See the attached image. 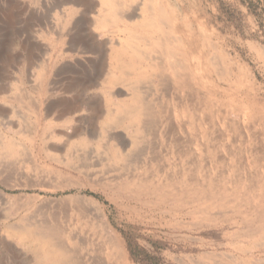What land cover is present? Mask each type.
Returning a JSON list of instances; mask_svg holds the SVG:
<instances>
[{
  "label": "rangeland",
  "instance_id": "obj_1",
  "mask_svg": "<svg viewBox=\"0 0 264 264\" xmlns=\"http://www.w3.org/2000/svg\"><path fill=\"white\" fill-rule=\"evenodd\" d=\"M115 1L0 0V264H264V0H163L188 81Z\"/></svg>",
  "mask_w": 264,
  "mask_h": 264
},
{
  "label": "bare ground",
  "instance_id": "obj_2",
  "mask_svg": "<svg viewBox=\"0 0 264 264\" xmlns=\"http://www.w3.org/2000/svg\"><path fill=\"white\" fill-rule=\"evenodd\" d=\"M102 3L105 4L104 9L102 11L107 16H111L114 18V21H121L122 15L119 14V10L121 8L116 6L115 0H101ZM138 1V0H137ZM142 1V0H141ZM140 1V2H141ZM151 1V2H150ZM118 2V1H117ZM125 2V1H124ZM135 2V1H134ZM133 2V4H134ZM121 3V2H120ZM126 3V2H125ZM139 3V2H138ZM122 4H124L122 2ZM144 4V3H142ZM121 5V4H120ZM129 5V4H128ZM137 5V3H136ZM163 0H148V2H145V13L147 14V17L145 18L146 26H151L150 28H153V31L151 30L150 35L157 34L154 41V46L157 52H160L163 54V57L160 56V61L164 60L162 62L161 66L168 67V69L171 70V73H173L174 76H177L178 78L181 77L184 80H190L192 75L194 74V67L192 70V64L195 65L200 70L204 68L202 62L200 63L202 59V54L191 52V39L189 37V32L186 31L188 28L187 25V18H182L180 21L175 14L172 12H168L167 9L164 8ZM101 6V5H100ZM135 7V6H134ZM133 7V9H134ZM142 8V7H140ZM129 11V10H128ZM140 11V10H139ZM121 12V11H120ZM124 14V13H123ZM138 15V14H137ZM124 16V15H123ZM139 18V17H138ZM130 20V19H129ZM138 20V19H137ZM140 20V18H139ZM110 21V20H109ZM103 22V21H102ZM101 22V23H102ZM116 23V22H115ZM190 23V22H188ZM108 25V23H107ZM137 25V24H135ZM103 26V25H102ZM129 26V25H128ZM176 27V29H175ZM179 27H182L183 29H180ZM192 27V26H191ZM131 28V27H130ZM178 28V29H177ZM127 29V28H126ZM131 30V29H130ZM133 30H135L133 28ZM138 30V29H137ZM180 30V31H179ZM193 30V29H192ZM148 31V30H147ZM145 31V32H147ZM195 31V29H194ZM126 32V31H125ZM142 32V31H141ZM150 32V31H149ZM187 32L189 34H187ZM206 32V31H205ZM130 33V32H129ZM175 33V34H174ZM127 34V32H126ZM140 34V33H139ZM180 34V35H179ZM185 34L187 35L186 37ZM132 35V34H131ZM182 35V36H181ZM198 35V34H197ZM196 35V36H197ZM201 35V34H200ZM204 35V34H203ZM134 35L133 37H135ZM142 36V35H140ZM199 36V35H198ZM138 37V36H137ZM148 37V36H147ZM193 37V36H192ZM128 39V38H127ZM152 40V39H151ZM127 41V40H126ZM196 41V40H195ZM194 41V42H195ZM206 41V40H205ZM128 42V41H127ZM148 42V41H147ZM143 43V42H142ZM210 43V42H209ZM149 43H146V45ZM205 44V43H204ZM207 44V43H206ZM144 45V44H143ZM196 45V44H195ZM141 46V45H140ZM215 46V45H214ZM123 47V46H122ZM126 47V46H125ZM132 47V46H131ZM137 47V46H136ZM144 47V46H143ZM152 47V46H151ZM201 47V46H200ZM208 48V47H207ZM126 49V48H125ZM138 49V48H137ZM203 49V48H202ZM201 50V49H200ZM215 50V49H214ZM135 51V50H133ZM132 51V52H133ZM141 51V50H140ZM190 54H189V52ZM213 51V50H212ZM221 51V50H220ZM131 53V52H130ZM134 53V57L136 58L137 54ZM214 53V52H213ZM219 53V52H217ZM222 53V52H221ZM119 55V54H118ZM160 55V54H159ZM139 56V55H138ZM212 57H214L212 55ZM139 58V57H138ZM142 58V56H141ZM152 58V57H150ZM115 60V59H114ZM117 60V59H116ZM127 60V59H126ZM142 60V59H141ZM145 60V59H144ZM156 60V59H155ZM212 60V59H211ZM222 60V58L220 59ZM194 61V62H193ZM218 61V60H217ZM223 61V60H222ZM155 62V61H154ZM210 62V61H209ZM216 63V61H214ZM128 63V61H127ZM126 63V64H127ZM152 63V62H151ZM159 63V62H158ZM227 63V62H226ZM229 63V62H228ZM150 64V63H149ZM223 64V62H222ZM121 65V64H120ZM125 65V64H124ZM154 65V64H153ZM152 65V66H153ZM211 65V64H210ZM132 66V65H131ZM232 66V65H230ZM121 67V66H120ZM141 67V66H139ZM217 67V66H216ZM226 68V67H225ZM125 69V68H124ZM126 68L125 70H127ZM140 69V68H139ZM164 69V68H163ZM135 70V69H134ZM147 70V69H146ZM208 70V69H207ZM225 70V69H224ZM121 71V70H119ZM123 71V70H122ZM137 71V70H136ZM153 71V70H152ZM163 71V70H162ZM223 71V69H222ZM158 72V71H157ZM209 72V71H208ZM124 73V72H123ZM148 73V72H147ZM218 73V72H217ZM226 73V72H225ZM119 74V73H118ZM151 74V73H150ZM154 74V73H153ZM199 74V73H198ZM221 74V73H220ZM219 74V75H220ZM228 74V73H227ZM196 75V74H195ZM223 75V74H222ZM136 76V75H135ZM172 76V75H171ZM197 76V75H196ZM119 77V76H118ZM148 78V77H147ZM135 79V78H134ZM138 79V78H137ZM144 78H142L143 80ZM146 79V78H145ZM243 79V78H242ZM116 80V79H115ZM136 80V79H135ZM139 80V79H138ZM199 80V79H198ZM141 82V81H140ZM137 83V82H136ZM184 83V82H183ZM238 83V82H237ZM172 84V83H171ZM129 85V84H128ZM176 88V87H175ZM137 90V89H136ZM135 90V91H136ZM131 95V94H130ZM136 95V94H135ZM132 96V95H131ZM136 97V96H134ZM140 97V95H139ZM137 99V98H136ZM144 101V100H143ZM133 103V102H132ZM130 104V103H129ZM144 105H148L144 103ZM127 107L126 113L131 114L132 116L136 115V112L139 109L138 103L136 104H130L125 106ZM142 109V108H141ZM62 112V111H61ZM139 112V111H138ZM120 113V112H119ZM138 114V113H137ZM59 116V115H58ZM62 117V116H61ZM136 117V116H135ZM136 119V118H135ZM145 123V122H144ZM139 124V123H138ZM137 124V125H138ZM142 130V129H141ZM150 133V132H149ZM108 145V144H107ZM14 145L9 141L6 140L4 143L2 140H0V155H9L13 152ZM17 148V147H16ZM15 150V149H14ZM159 197V196H158ZM197 197V196H196ZM53 225V224H52ZM51 228V226H50ZM49 232H44L45 235L43 237H39L40 242L44 245L43 247V255L49 259H51L55 264H62V263H70L68 258H70L69 252L66 251L63 247H59L58 249H47L45 251V246L48 248V246H54L53 242L55 240L54 231L51 229H47ZM114 241V240H113ZM74 257V256H73ZM38 261V260H37ZM41 261V260H40ZM239 264V263H238Z\"/></svg>",
  "mask_w": 264,
  "mask_h": 264
},
{
  "label": "trees",
  "instance_id": "obj_3",
  "mask_svg": "<svg viewBox=\"0 0 264 264\" xmlns=\"http://www.w3.org/2000/svg\"><path fill=\"white\" fill-rule=\"evenodd\" d=\"M124 237L126 238L127 240V243H128V249H129V252L131 255H135V251L137 250V252L139 253L140 251H142V249L138 248L135 244H132L133 242L130 240V237L127 236L125 233H124ZM140 250V251H139Z\"/></svg>",
  "mask_w": 264,
  "mask_h": 264
}]
</instances>
